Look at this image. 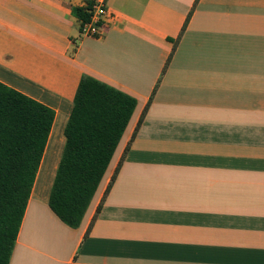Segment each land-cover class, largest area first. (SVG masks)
Instances as JSON below:
<instances>
[{
    "label": "crops",
    "instance_id": "0c3cea01",
    "mask_svg": "<svg viewBox=\"0 0 264 264\" xmlns=\"http://www.w3.org/2000/svg\"><path fill=\"white\" fill-rule=\"evenodd\" d=\"M92 3L0 0V83L55 112L10 264H264V0H108L100 38ZM84 76L138 106L71 229L44 178Z\"/></svg>",
    "mask_w": 264,
    "mask_h": 264
},
{
    "label": "trees",
    "instance_id": "16d2710c",
    "mask_svg": "<svg viewBox=\"0 0 264 264\" xmlns=\"http://www.w3.org/2000/svg\"><path fill=\"white\" fill-rule=\"evenodd\" d=\"M90 7L79 11L82 22ZM137 106L134 97L82 77L49 197L67 227L81 226ZM54 121L51 108L0 83V264L11 262Z\"/></svg>",
    "mask_w": 264,
    "mask_h": 264
},
{
    "label": "built area",
    "instance_id": "2783aa9c",
    "mask_svg": "<svg viewBox=\"0 0 264 264\" xmlns=\"http://www.w3.org/2000/svg\"><path fill=\"white\" fill-rule=\"evenodd\" d=\"M108 0H93L88 11V21L82 22L81 33L84 37L100 38L103 35V22L108 13Z\"/></svg>",
    "mask_w": 264,
    "mask_h": 264
},
{
    "label": "rangeland",
    "instance_id": "374dc122",
    "mask_svg": "<svg viewBox=\"0 0 264 264\" xmlns=\"http://www.w3.org/2000/svg\"><path fill=\"white\" fill-rule=\"evenodd\" d=\"M56 134L57 135L59 134V128H57V133ZM60 145H61V141L58 138L57 143H56V148L53 149L52 156H54V157H52V161L48 160V161H50V162H48L50 166L48 168V171L45 174V178L44 179L47 178V175L51 174V172H50L51 171V169H50L51 166H55L58 161H59V163L61 161V158H62V155H63V152H64V148H65V144L62 145V146H60ZM58 166H59V164H58Z\"/></svg>",
    "mask_w": 264,
    "mask_h": 264
}]
</instances>
